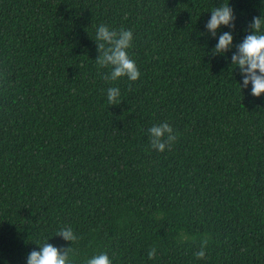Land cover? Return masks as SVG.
Listing matches in <instances>:
<instances>
[{
    "label": "trees",
    "instance_id": "trees-1",
    "mask_svg": "<svg viewBox=\"0 0 264 264\" xmlns=\"http://www.w3.org/2000/svg\"><path fill=\"white\" fill-rule=\"evenodd\" d=\"M223 3L235 29L213 37ZM262 15L264 0H0V264L47 240L72 264H264V94L231 63ZM101 24L132 30L139 80L103 79ZM165 121L179 136L159 152L148 129Z\"/></svg>",
    "mask_w": 264,
    "mask_h": 264
},
{
    "label": "clouds",
    "instance_id": "clouds-1",
    "mask_svg": "<svg viewBox=\"0 0 264 264\" xmlns=\"http://www.w3.org/2000/svg\"><path fill=\"white\" fill-rule=\"evenodd\" d=\"M235 20L233 8L229 6V3H223L220 7L212 9L211 18L205 27L215 37L221 26L234 30ZM249 28L251 29L250 34L241 43L235 45L236 51L231 56V63L239 68L243 77V84L239 85L240 89L241 87L247 88L251 84V95L260 97L264 94V15L253 17ZM133 38V32L130 29L121 27L117 31L106 24L98 26L95 41L99 55L96 58V63L100 68L111 69L103 76L106 82H115L122 77H127L133 82L140 79L141 73L128 52L133 47ZM233 39L231 31L223 32L212 50V56L223 55L232 49ZM129 91H131V86H129ZM120 96L119 87H108L107 101L110 105L119 104ZM148 134L151 147L159 152L171 149L179 136V133L167 121L153 124L148 129ZM56 236L71 242V245L81 239L70 226L61 227ZM207 244V239L202 240L200 250L194 254L197 259L205 258ZM38 246V251L32 250L28 254L26 264H72L70 259V255L73 253L72 246L68 248L56 247L48 240ZM155 256L156 249L152 248L148 252V258L154 259ZM84 264H112V260L106 252H100L86 259Z\"/></svg>",
    "mask_w": 264,
    "mask_h": 264
}]
</instances>
